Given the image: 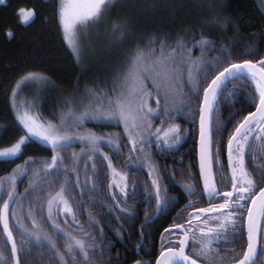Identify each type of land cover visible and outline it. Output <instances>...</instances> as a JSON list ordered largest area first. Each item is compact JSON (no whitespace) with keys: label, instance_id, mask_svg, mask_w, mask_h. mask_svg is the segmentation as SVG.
Wrapping results in <instances>:
<instances>
[{"label":"snow or ice","instance_id":"1","mask_svg":"<svg viewBox=\"0 0 264 264\" xmlns=\"http://www.w3.org/2000/svg\"><path fill=\"white\" fill-rule=\"evenodd\" d=\"M4 2L0 0V4ZM117 2L57 0L56 18L62 38L81 65L94 64L97 68L93 80L83 88L78 81L73 91L62 98L58 116L53 112V119L46 120L38 107V96L31 101L20 97L22 86L27 83L52 84L46 76L28 73L12 89L11 109L22 135L10 147L0 148V163L22 158L34 141L47 145L52 155L50 160L29 158L23 167L17 165L12 174L0 177V232L6 237V243L11 244V258L15 264H26L18 255L20 248L11 224L14 221L22 237L21 247L25 242L46 243L51 254L49 262L55 259L56 264H109L110 256L106 260L103 251L107 236L93 213L87 212L83 205L99 206L108 215L115 213L118 222L135 217L137 213L121 207V203L127 204L129 197L136 194V186L128 188L131 173L113 165L112 158L103 151L105 146L113 150L116 157L123 156L124 149L128 148L129 161L137 162L128 167L138 165L148 169L150 183L145 186V194L150 210L154 207L156 218L175 209L179 198L169 195L163 186L164 177L159 166L152 164L153 153L148 150L155 149L156 155H162L181 144L184 130L180 125H164L184 107L191 108V104L180 99L177 105L169 98L192 95L199 104L198 172L191 182L179 186L189 198V203L177 213V219H184V223L174 221L164 228L155 264H264L257 260L258 255H264V163L257 162L264 161V56L249 50L247 56L234 57L230 44L235 41L217 48L213 40L205 38L211 33L203 31L178 32L175 36L160 32L137 36L129 19L111 22L110 30L101 34L100 29L109 24ZM17 17L21 24L30 25L35 21L36 11L21 8ZM6 34L14 37L10 30ZM104 35L108 36L106 48L100 47ZM197 36L201 38L197 40ZM260 40L264 43V37ZM115 48L125 50L117 63L106 64L107 54ZM196 48L200 49L201 56L194 58L192 51ZM214 51L218 54L213 59L204 58ZM233 60L240 62H231ZM210 72L215 75L209 80ZM228 84L233 85V90L226 92ZM249 84L255 85L248 101L255 110L243 115L227 136L225 165L222 160L224 134L229 130L224 123L214 125L213 120L221 101L235 96ZM152 100L155 107L150 103ZM238 115L239 111L230 114L231 119ZM57 119L58 123L53 122ZM155 120H160V127H156ZM88 122L99 126L115 122L123 129L103 135L91 130L74 134L77 129H84ZM4 134L7 135V131ZM76 143L84 147L79 154H71L69 168L61 153ZM97 159L102 165L107 162L103 172L97 167ZM30 166H35L31 172ZM195 166L191 164L189 168ZM24 177H28L29 183L20 194L18 181L23 182ZM105 177H108V195L104 199L111 200L112 207H107L99 198L101 189L97 184L103 185ZM53 183L59 185L55 195L52 194ZM225 188L230 190H223ZM198 191L199 199L206 198L208 207H198L191 199ZM26 200L29 207L25 212ZM86 212L88 219L82 222L81 217ZM185 212L187 216L182 217L181 213ZM210 221L215 222V226H209ZM41 222L48 225L49 231L43 229ZM85 223L93 231L87 230ZM245 234L246 248L220 247L243 240ZM25 251L31 252V249ZM98 252L100 255L96 257ZM66 256L69 258L65 259ZM136 264L150 262L137 260Z\"/></svg>","mask_w":264,"mask_h":264},{"label":"trees","instance_id":"2","mask_svg":"<svg viewBox=\"0 0 264 264\" xmlns=\"http://www.w3.org/2000/svg\"><path fill=\"white\" fill-rule=\"evenodd\" d=\"M57 0H6L0 4V148L10 147L17 141L22 133L18 130V125L14 119V113L11 109V92L16 82L28 73H36L46 76L52 81L50 85H43L40 93L28 89L27 100H33L39 97L38 107L42 110V115L46 120H52L53 112H60V103L62 98L73 91V86L79 81L81 87L95 78L97 68L94 64L81 65L73 55L67 42L62 38V33L58 27L56 18ZM21 8L35 9L36 18L30 25L21 24L17 17L18 10ZM121 19H129L134 25L136 35L145 33H172L175 36L178 32L183 33H211L205 38L213 40L217 48L221 44H228L231 41L230 48L234 49L233 56H247L249 50H254L258 56H264V43L260 37H264V0H118L115 10L109 20L107 27L100 29L101 34L110 30L111 22ZM14 33V37L7 36L8 31ZM187 38H190L187 37ZM201 37L197 36V40ZM94 40L95 37L93 36ZM108 36L104 39L100 47L106 48ZM191 47V43L189 44ZM125 49L115 48L106 56L105 63L114 65L121 58V52ZM218 52H211L204 58L211 60ZM194 58L201 56V51L196 48L192 51ZM231 62H240L233 60ZM90 68L91 70H86ZM222 70V69H221ZM215 73H209V80ZM83 77L81 80L80 78ZM22 89H25V86ZM240 82H237L239 87ZM255 85L249 84L242 90L237 91L235 96L229 97L226 101H221L216 112V118L213 124L224 123L227 125L228 132L225 135V152L226 138L233 129V126L247 115L249 111H254L248 101L249 96L254 92ZM233 85L228 84L227 91H232ZM21 95V91H20ZM170 102L175 100L179 105L180 99L191 104V108L184 107L179 114H174L173 119L168 124H178L184 130L183 139L175 150L164 152L162 155H156L155 149H149L153 153L152 164L159 166L161 174L164 177V187L169 191V195L179 198V204L175 209L160 214L156 218L154 207L150 210L149 199L145 194V186L150 183L147 175V168L141 169L138 165L129 168L128 165H136L135 160L129 161V149H124V155L116 157L114 151L107 146L103 151L111 158L113 165L120 171L130 172L131 178L128 181V188L136 186V194L129 197L127 204L121 203V207L137 213L135 217H126L125 220L117 221L113 215L105 214V210L99 206L93 208L90 204H84L83 208L94 215V219L99 221L100 227L107 236V242L104 245L105 259L109 264H134L137 260L147 259L150 264H154L158 254L161 251V235L164 228L173 224L177 218V213L189 203V198L183 193L180 185L191 182V178L198 172V130H199V104L192 95L182 97H170ZM152 107H155V101H150ZM240 112L235 119H231L230 114ZM229 120L231 122L229 123ZM58 123V119L53 121ZM156 127H160V120L154 121ZM123 126L115 122L99 126L93 122H88L84 129H77L74 134H79L85 130H91L98 135L105 133L122 132ZM7 131V135H5ZM84 145L76 143L71 148L61 153L65 157L66 165L71 168V154H79ZM224 152V153H225ZM51 151L49 147L39 141L31 143L22 158H15L11 163H0V177H6L12 174V170L17 165L24 166V161L32 158L34 160H50ZM137 155H143L137 153ZM86 159V158H85ZM97 167L104 171L106 161L102 165L100 160H96ZM195 164V167L189 168V165ZM35 166H30V172ZM83 169V165H81ZM89 174L91 167L89 165ZM83 179V171H81ZM108 177H105L103 185L97 184L101 189L100 199L104 200L107 207H112L111 200L104 199L108 195L106 184ZM28 177L23 178V182L18 181V191L24 193L28 187ZM62 183V179H61ZM59 191V185L53 183L52 194ZM119 195V190H115ZM36 195V193H33ZM44 195V194H41ZM6 198V197H5ZM194 202L199 200V191L197 196L191 198ZM206 201V198H205ZM154 205V202H152ZM197 206H201L197 203ZM15 207V206H14ZM29 204L24 202V211L28 210ZM189 209L188 211H190ZM87 212L81 217V221H87ZM103 214V215H102ZM184 213H181V216ZM147 218V220H146ZM155 220V222H151ZM27 223V221H25ZM13 226V236L17 242L20 251L18 255L26 264H56L55 259L49 262L48 257L51 255L48 251L47 244L37 245L34 241L25 242L21 247L22 237ZM121 225L123 227L121 228ZM141 225H145L143 228ZM45 231H49L48 225L41 222ZM84 227L93 231L85 223ZM120 233L119 236L115 233ZM53 239L55 234L52 233ZM97 242L100 236L96 237ZM63 244V240L60 241ZM6 243V237L0 232V253L3 258L0 264H14L11 258V249H3ZM143 245L138 247V245ZM11 245V244H10ZM31 249V252L25 251ZM100 253H96L98 257ZM69 257H65L68 259Z\"/></svg>","mask_w":264,"mask_h":264},{"label":"flooded vegetation","instance_id":"3","mask_svg":"<svg viewBox=\"0 0 264 264\" xmlns=\"http://www.w3.org/2000/svg\"><path fill=\"white\" fill-rule=\"evenodd\" d=\"M6 1V0H5ZM222 160H223V162H224V164L226 165L227 164V155H226V152L224 153V155L222 156ZM246 162H248V158L246 157ZM258 163H264V161H257ZM249 171H251V167L249 168ZM218 179H219V177H217ZM223 190H230V189H228V188H225V189H223ZM198 202L197 203H200L201 204V206H198V207H208L209 205H208V203H207V200L205 201V200H203V201H201L200 199L199 200H197ZM190 211H192V210H190ZM189 211V212H190ZM187 216V213L185 212L183 215H182V217H186ZM175 222H178V223H184V219H175L174 220ZM173 221V222H174ZM209 226H215V222H213V221H210L209 222ZM163 233H164V231H163ZM162 233V234H163ZM161 239V238H160ZM161 241V240H160ZM17 246H19V245H17ZM10 248L11 249V245L9 244H3V249H5V248ZM220 247L222 248V249H232V248H235V249H237V250H239L241 247H243V248H246V234H245V236H244V238H243V240H241V239H237L236 240V242L235 243H229V244H223V245H220ZM186 251L188 252L189 251V249H186ZM160 254V253H159ZM159 254H158V256H159ZM221 255H224V252L223 251H221V253H220ZM158 256H157V258H158ZM156 258V259H157ZM193 258H195V257H193ZM257 260H258V262H264V255H258L257 256ZM142 261H146V262H149L147 259H142ZM136 263V262H135ZM14 264H15V261H14ZM154 264H155V262H154Z\"/></svg>","mask_w":264,"mask_h":264},{"label":"rangeland","instance_id":"4","mask_svg":"<svg viewBox=\"0 0 264 264\" xmlns=\"http://www.w3.org/2000/svg\"><path fill=\"white\" fill-rule=\"evenodd\" d=\"M27 75V74H26ZM26 75H24V76H26ZM24 76H22V77H24ZM21 77V78H22ZM21 78L18 80V81H20L21 80ZM17 83V82H16ZM16 85V84H15ZM43 87V85H41V84H38V83H29L27 86H25V89L23 88L22 90H21V95H20V97L21 98H24L25 96H27L28 94V92H29V90L28 89H31L32 91L34 90L35 92H38V93H40V90H41V88ZM29 100V99H28ZM30 101V100H29Z\"/></svg>","mask_w":264,"mask_h":264},{"label":"water","instance_id":"5","mask_svg":"<svg viewBox=\"0 0 264 264\" xmlns=\"http://www.w3.org/2000/svg\"><path fill=\"white\" fill-rule=\"evenodd\" d=\"M198 151H199V136H198V148H197V157H198ZM187 252V251H186ZM159 257V256H158ZM136 264V263H134Z\"/></svg>","mask_w":264,"mask_h":264},{"label":"bare ground","instance_id":"6","mask_svg":"<svg viewBox=\"0 0 264 264\" xmlns=\"http://www.w3.org/2000/svg\"><path fill=\"white\" fill-rule=\"evenodd\" d=\"M197 159H198V157H197Z\"/></svg>","mask_w":264,"mask_h":264}]
</instances>
